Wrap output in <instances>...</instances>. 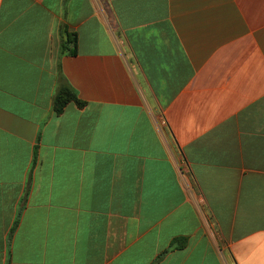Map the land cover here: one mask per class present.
Segmentation results:
<instances>
[{"label":"crops","instance_id":"0c3cea01","mask_svg":"<svg viewBox=\"0 0 264 264\" xmlns=\"http://www.w3.org/2000/svg\"><path fill=\"white\" fill-rule=\"evenodd\" d=\"M0 264H264V0H0Z\"/></svg>","mask_w":264,"mask_h":264},{"label":"trees","instance_id":"16d2710c","mask_svg":"<svg viewBox=\"0 0 264 264\" xmlns=\"http://www.w3.org/2000/svg\"><path fill=\"white\" fill-rule=\"evenodd\" d=\"M65 38L60 45V55H76L78 49V35L71 33L67 27L63 29ZM75 103L78 107L83 108L86 102L82 101L75 89L70 85L64 75L61 65L58 68V82L52 98V111L56 115H61L69 103ZM186 242L183 239H178L173 244V247L184 248Z\"/></svg>","mask_w":264,"mask_h":264}]
</instances>
